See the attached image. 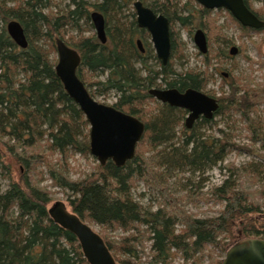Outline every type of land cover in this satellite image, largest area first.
I'll return each instance as SVG.
<instances>
[{"label": "trees", "instance_id": "1", "mask_svg": "<svg viewBox=\"0 0 264 264\" xmlns=\"http://www.w3.org/2000/svg\"><path fill=\"white\" fill-rule=\"evenodd\" d=\"M11 1L19 3L10 4ZM69 1V9L54 14L50 12L54 0H0V264H89L77 237L50 217L48 208L52 198L34 178L40 166L47 168L49 178L62 190L71 211L106 232L126 233L120 239L102 235L121 264H142L145 240L150 242V264H169L177 256L183 259V264H205L207 251L211 260L208 264H221L212 260L211 253L218 249L226 253L246 237L264 239V178L260 176L264 169L263 154L250 150L259 156V161L239 167L233 163L225 165L227 178L210 190L211 198L224 204L215 217H195L188 213L180 204L185 197H175L176 190H170L165 183L169 172L181 173L187 169L204 173L216 167L235 144L228 141L229 134L224 130H220L224 142L198 132V128L212 123L213 119L203 118L196 123L198 126L187 128L185 109L161 104L148 93L158 77L168 87L200 90L206 87L209 75L193 71L175 74L171 64L160 65L159 70L149 68L145 55L132 40L138 32L136 20L128 26L121 17L123 8L136 1L165 15L171 23L175 52L179 40L174 24L179 23L192 33L195 19L199 18V26L211 35L219 27L212 10L196 11L187 3L181 5V0ZM245 3L259 16L252 7L253 0ZM93 10L104 15L110 40L102 45L93 34L73 44L82 56L78 76L94 98L115 93L113 106L141 119L146 130L135 157L124 166H117L110 159L84 177L73 179L65 173V166L61 169L52 163L44 147L64 157L74 152L89 157L92 155L90 124L66 92L56 73L57 61L51 55L57 52L56 40L65 39L68 28L82 32L85 31L82 23L92 25ZM227 13L228 24L240 28L243 35L264 33V28L245 27ZM12 21L23 27L26 47L19 46L9 35L7 25ZM216 35L219 38L221 33ZM204 60L207 65L211 63L208 55ZM143 70L147 71L146 77ZM102 75H106L104 80L97 78ZM218 100L220 106L215 117L231 111L240 113L252 133L251 139L261 141L264 147V127L259 124L264 83L248 77L236 91ZM181 125L183 140L177 142L176 130ZM5 137L9 142H4ZM4 147L22 166L19 181L13 178L12 162L5 159ZM147 150L155 152L145 157ZM156 168H165L166 172H157L158 178ZM242 175L258 183V187L241 188L238 180ZM140 181L148 186L153 184L162 197L163 203L157 209L145 207L133 196Z\"/></svg>", "mask_w": 264, "mask_h": 264}, {"label": "rangeland", "instance_id": "2", "mask_svg": "<svg viewBox=\"0 0 264 264\" xmlns=\"http://www.w3.org/2000/svg\"><path fill=\"white\" fill-rule=\"evenodd\" d=\"M88 1L97 2L99 0ZM69 2V0H54L50 12L54 14L62 13L64 10L69 9ZM16 3L19 2H10V4ZM185 3L188 4L189 8H194L196 6L195 2L192 0H181V5ZM252 7L264 14V0H254ZM132 13L133 6L131 4L123 8L122 16H120L125 22H129L132 20ZM225 16V14H222L221 17L219 15L214 17L216 25L219 27L217 30L215 29L211 35L205 30L206 33H208L209 42L211 41V47H213V52L211 50V54L210 52L208 54L211 58V66L207 65L204 56L199 54L198 48L193 40V35L189 34L188 30L183 28L179 23L174 24L179 45L171 59L173 68L177 73L193 71L206 72L208 75H211V78L209 76V84L204 91L211 94H221L222 96L230 94L233 90L236 91L239 84H244L248 77L253 78L257 83H264V33L242 39L239 37V30L235 28V26H232V29H230V26H223L222 22L225 21ZM199 22V18L195 19V28H198ZM82 26L85 31L79 32L70 27L66 30L65 39H61L65 42L67 41L66 43L73 45L82 37L92 36L96 32L90 23H82ZM216 33H221L219 38ZM228 40H232L234 43L233 45L238 46L240 49V52L232 58L229 57L230 48L226 46ZM144 42L145 45L152 50L151 54L154 55L155 49L150 36H145ZM211 47L209 46V48ZM214 52L217 53V57H213ZM51 58L58 61L57 52L53 53ZM149 64L154 70L160 68L158 61L154 58L150 59ZM138 66L140 67V65ZM222 72H230L231 75L228 74L224 76L222 75ZM143 75H145V72ZM105 77L106 75L97 76L100 80H104ZM95 99L99 102L113 105L116 101V96L115 93L111 92L106 96L99 95ZM260 110L261 112L259 114L262 119L259 124L264 127V106H260ZM233 113L234 111L227 114L217 115L212 123L205 124L203 127L198 128V132L205 137H209L210 139L219 138L223 142L226 140L224 134L220 130H224V132L229 134L227 139H229L228 141L233 142L235 146L228 150L227 156L223 162L204 173L187 171V169L185 172L181 173L176 171L167 173L168 178H166L167 180L165 183L169 186L170 190H176L173 194L175 197H185L181 200L180 204L188 213L193 214L195 217H215L223 210L224 204L212 199L210 190L215 186L221 185L225 178H227L228 172L225 167L226 164L233 163L235 166L239 167L251 162L259 161V156L254 155L250 150H254V152L256 151L259 154L264 155L263 143L261 141L254 142L251 139L252 133L248 128L247 122L240 117V113ZM198 125L199 124H196V126ZM183 128V125L177 127V142L183 140ZM186 133L189 134L190 132L186 131ZM3 140L4 142H9L7 137L3 138ZM161 148H164V146ZM44 152L53 160L52 163L56 164V167L62 169V166H65V173L73 179L84 177L87 173L94 171L95 168H97V165L100 164L92 155L85 157L80 153L74 152V155L70 154L69 156L64 157L59 152L50 151L48 146L44 147ZM145 152L144 156L147 157L152 156L155 151L147 150ZM9 154L10 153L5 148V159L9 163L12 162L13 178L19 181L21 179L22 166L17 162V159L14 158L15 156ZM39 170L40 171L34 175V178L36 179L38 186L49 192L52 198L50 206L56 201H64L69 206V202L62 190L54 184L52 179L49 178L47 168L40 166ZM163 170L166 172L165 168H156L155 174H157V172H162ZM260 176L264 178V169ZM156 177L160 178L158 174ZM188 182H190L189 185H183ZM238 182L243 189L254 190L258 187V183L250 182V180L244 175L241 176ZM4 185L5 187L8 186V180L4 182ZM152 185L148 186L141 181L138 182V186L133 191V196L140 200L145 207L152 206V209L155 210L160 205V202L163 203V199L160 197V194L153 189ZM260 201H262V199H260ZM87 222L90 223L101 235L110 237L111 239H120L121 236L126 234L120 230L106 232L99 225L93 222ZM236 230H238V228ZM227 241L231 242L229 239H227ZM141 255V263L150 264L149 261L151 260L152 253L150 250V242L147 240L144 241ZM225 255L226 253H223L220 249L211 253V256L213 257L212 260H214V262L221 261V264ZM210 261V253L207 251L205 253L204 263L208 264ZM169 264H183V259L177 256L169 262Z\"/></svg>", "mask_w": 264, "mask_h": 264}, {"label": "water", "instance_id": "3", "mask_svg": "<svg viewBox=\"0 0 264 264\" xmlns=\"http://www.w3.org/2000/svg\"><path fill=\"white\" fill-rule=\"evenodd\" d=\"M207 9L224 8L243 26L253 29L264 28V20L252 11L245 0H196ZM139 27L145 28L151 35L154 49L164 65L168 64L172 53V36L170 21L163 14H156L142 1H136ZM92 21L99 38L106 42L105 20L101 13L94 12ZM11 38L21 47L28 41L23 27L17 21L7 25ZM194 40L202 53L208 52V41L202 29L195 33ZM141 46V42H139ZM58 61L55 69L68 95L77 103L90 124V149L101 165L108 160L117 166H124L132 160L139 142L146 130V125L137 117L122 112L112 105L97 101L89 92L77 74L81 56L76 49L58 38L56 40ZM232 54L238 52L232 48ZM151 94L160 102L188 111L185 125L191 128L199 118H214L219 109L217 98L196 90L187 89H151ZM54 222L73 233L81 246L84 257L89 264H119L113 256L102 235L78 213L71 211L64 201H56L48 208ZM222 264H264V239L246 237L233 244L222 261Z\"/></svg>", "mask_w": 264, "mask_h": 264}, {"label": "flooded vegetation", "instance_id": "4", "mask_svg": "<svg viewBox=\"0 0 264 264\" xmlns=\"http://www.w3.org/2000/svg\"><path fill=\"white\" fill-rule=\"evenodd\" d=\"M98 3H101V2H103V0H99V1H97ZM193 2H195V4H196V6L194 7V9L196 10V11H199V9H207V8H205V7H203L202 5H200L196 0H193ZM135 3V2H134ZM134 3L132 4V6H133V13H135V15H133V13L131 14V15H133L132 16V20L131 21H129V22H126L127 24H128V26H129V23H131V22H134V20H136V23H137V30H138V32H135L134 33V37H133V39L132 40H134V44H136L137 45V47H138V49H139V51H140V53H142L143 55H145V60L147 61V65H148V67L149 68H151V69H153L152 68V66L149 64V61H150V59H152V58H154V59H156L157 61H158V63H159V66L160 65H162L163 67H165V66H168L169 64H171L172 65V61H171V59H172V57H173V55H174V51H173V44H172V53H171V58H170V61L168 62V64H166V65H164L163 63H162V61L158 58V56H157V54H156V51H155V54L154 55H152L151 53V49H149L146 45H145V42H144V40H145V36H150V38H151V35H150V33L148 32V30L147 29H145V28H141V27H139V25H138V22H137V14H136V9H135V7H134ZM253 3H254V0H253ZM145 5V4H144ZM208 10H212V16L213 17H215V16H220L221 17V15L222 14H225L226 16H225V21H223L222 22V24H223V26H227V27H229L230 25L228 24V13L227 12H229L228 10H226V9H224V8H219V9H208ZM222 10V11H221ZM255 10V9H254ZM154 11V10H153ZM201 11V10H200ZM255 11H257V10H255ZM94 12H98V13H101L100 11H97V10H94V11H92V13H91V19H92V14L94 13ZM156 13V12H155ZM230 13V12H229ZM255 13V12H254ZM102 14V13H101ZM156 14H158V13H156ZM231 14V13H230ZM258 14H259V17L261 18V19H263L264 20V14H262V13H260L259 11H258ZM102 16L104 17V15L102 14ZM104 20H105V17H104ZM200 23V22H199ZM221 24V25H222ZM92 26H93V28L95 27V25H94V23L92 22ZM134 26H136V25H134ZM233 26V25H232ZM232 26H230V29H232ZM107 23H106V20H105V31H106V42L104 43L100 38H99V36H98V34H97V30H96V27L94 28L95 29V36H96V39H98L99 40V42L102 44V45H104V44H107L108 43V41L110 40V38H109V35H108V33H107ZM170 28H171V23H170ZM235 28H237L238 30H239V37L240 38H242V39H246V38H248L247 36H245V35H243V34H241L242 32H241V29L240 28H238L237 26H235ZM198 29H202L203 31H204V33L206 34V37H207V41H208V52L207 53H202L200 50H199V48H198V46L196 45V43H195V40H194V36H195V33H196V31L198 30ZM195 30V31H194ZM206 29H204V28H202V27H200L199 25H198V28H195V26H194V28H193V30H192V33H190L189 31V34H192L193 35V40H194V43H195V45H196V47L198 48V52H199V54L200 55H203L204 56V58L209 54V52H210V54H211V50H212V52H213V47H211V41L209 42V39H208V33H206V31H205ZM148 33V35H147V33ZM194 33V34H193ZM115 34V33H114ZM172 36V35H171ZM253 37V36H252ZM144 39V40H143ZM116 40V39H115ZM152 41V40H151ZM139 42H141V46L139 45ZM153 43V42H152ZM66 44H68V43H66ZM210 44V45H209ZM234 43H233V41L232 40H228L227 41V47H229L230 49H229V53H230V55H229V57H233V56H235V55H237L239 52H240V49H239V47L238 46H236V45H233ZM70 47H73L74 48V46L73 45H70V44H68ZM209 46L211 47V48H209ZM154 47V46H153ZM233 47H236L237 48V50H238V52L237 53H235V54H232V48ZM74 49H76V48H74ZM77 50V49H76ZM151 50V51H150ZM78 51V50H77ZM78 53L80 54V56H81V53L78 51ZM218 55H217V53L216 52H214L213 53V57H217ZM228 57V56H227ZM81 62H82V56H81ZM211 64V63H210ZM209 64V65H210ZM81 65V64H80ZM139 65V64H138ZM137 65V67H139ZM173 66V65H172ZM211 66V65H210ZM141 67V66H140ZM139 67V68H140ZM79 68V67H78ZM161 68V67H160ZM159 68V69H160ZM210 68V67H209ZM159 69H157V70H159ZM145 70V69H144ZM142 71V75H143V73L145 72V75H143L144 77H146L147 76V71ZM154 70V69H153ZM175 70V69H174ZM77 72H78V70H77ZM186 72H189V71H186ZM186 72H184V73H177L176 72V70H175V74H185ZM196 73H199V72H196ZM78 74V73H77ZM228 74H230L231 75V73L229 72H222V75H224V76H226V75H228ZM176 75H173V77H175ZM210 76V78H211V75H209ZM85 84V83H84ZM208 84H209V81H208V83H207V85H206V87L208 86ZM85 86H86V84H85ZM87 87V86H86ZM205 87V88H206ZM172 88H175V89H178L177 87H168V85L165 83V82H163L162 81V78L161 77H158L156 80H155V82H154V84L150 87V88H148V93L150 94V95H152L151 94V92H150V90L151 89H172ZM190 88H192V87H189V88H187V89H190ZM205 88H203V89H200V91H202V92H204V93H206V94H208L209 96H212V97H215V98H219V97H221L222 95L221 94H211V93H208V92H205L204 90H205ZM88 89V88H87ZM187 89H185V90H180V89H178L179 91H181V92H183V91H186ZM192 89H195V88H192ZM89 90V89H88ZM196 90H199V89H196ZM89 92H90V90H89ZM153 96V95H152ZM154 97V96H153ZM155 98V97H154ZM156 99V98H155ZM157 100V99H156ZM158 101V100H157ZM219 101V100H218ZM159 103H161V104H165V103H162V102H160V101H158ZM167 104V103H166ZM113 106V105H112ZM174 107V106H173ZM178 108V107H177ZM182 109V108H181ZM120 111H122V110H120ZM187 111V110H186ZM122 112H125V111H122ZM125 113H128V114H130V115H133V114H131V113H129V112H125ZM187 114H188V111H187ZM187 114H186V116H185V120H186V118H187ZM133 116H135V115H133ZM136 117V116H135ZM138 118V117H137ZM204 117H201V118H199L197 121H195L194 123H193V125H192V127L198 122V121H200L201 119H203ZM214 118H215V115H214ZM214 118H212L213 120H214ZM139 119V118H138ZM141 120V119H140ZM211 120V119H210ZM142 121V120H141ZM191 127V128H192ZM190 129V128H189Z\"/></svg>", "mask_w": 264, "mask_h": 264}, {"label": "bare ground", "instance_id": "5", "mask_svg": "<svg viewBox=\"0 0 264 264\" xmlns=\"http://www.w3.org/2000/svg\"><path fill=\"white\" fill-rule=\"evenodd\" d=\"M137 14V13H136ZM93 22V21H92ZM95 28V27H94ZM188 115V114H187Z\"/></svg>", "mask_w": 264, "mask_h": 264}]
</instances>
